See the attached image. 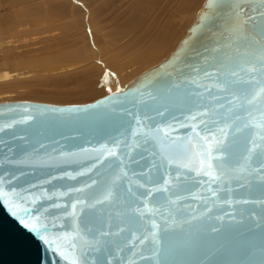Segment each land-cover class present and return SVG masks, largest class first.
<instances>
[{
  "label": "water",
  "instance_id": "obj_1",
  "mask_svg": "<svg viewBox=\"0 0 264 264\" xmlns=\"http://www.w3.org/2000/svg\"><path fill=\"white\" fill-rule=\"evenodd\" d=\"M237 24L239 30L233 31ZM261 30L264 0H209L179 52L125 92L85 106L0 103V180L6 191L19 193L17 203L27 209L19 215L28 220L39 217L48 225L42 232L64 250L69 241L63 237L72 234V204L90 200L89 205H77L78 214L83 209L82 218L108 221L113 233L117 225L125 228L123 233L104 238L107 246L88 257L95 264H264V169L253 157L251 175L231 171L243 163L249 141L259 140L252 127L241 125V130L234 131L240 124L236 116L247 119L245 109L251 106H230L231 93L216 89L211 95H196L204 92L198 83H213L204 78V70L214 72L225 55L234 60L229 68L250 60L259 47L253 38L258 39ZM224 78L222 75L221 80ZM256 87L255 83H238L232 85V92L240 95ZM197 105L216 109L219 124L210 123L209 127L217 139L221 138L220 128L228 133L222 146L230 173L225 182L206 184L208 178L197 174L200 166L195 159L186 169L178 170L173 164L165 173L158 147L131 138L134 117L150 116L147 125L167 126L175 123L173 116L182 118L190 110H198ZM189 131L182 128L173 133L177 138L170 145L173 153L184 150L186 142L179 138ZM114 138L126 141L129 147L121 144V149L137 161L128 166L132 192L125 190V181L116 190L117 199L96 204L93 197H100L105 186L108 161L95 168L92 165L98 150L111 146ZM134 144L138 146L132 151ZM92 180L97 184L84 192L74 191ZM139 184L168 187L167 193L156 192L148 201L156 208L155 216L139 219L133 215L134 208L143 209L144 205L136 198L146 192ZM57 204L61 206L55 207ZM152 221L161 226L155 244L150 235ZM40 234L27 229L0 200V264H68L40 240ZM133 235L149 239L144 244L136 241L133 248Z\"/></svg>",
  "mask_w": 264,
  "mask_h": 264
},
{
  "label": "snow or ice",
  "instance_id": "obj_2",
  "mask_svg": "<svg viewBox=\"0 0 264 264\" xmlns=\"http://www.w3.org/2000/svg\"><path fill=\"white\" fill-rule=\"evenodd\" d=\"M206 19V18H205ZM240 25L237 24L233 31L239 30ZM264 30L258 34V39L253 38V43L259 44L250 55L251 59L246 61L244 65H237L236 67L229 68L230 64L234 63L232 57L225 55L224 60L219 62V68L214 72L204 70V78L206 80L213 81L211 86L201 81L197 84L195 80L191 81L193 84H197V87L203 89V93H197L196 95L203 96L204 93L209 95L212 94L213 89L222 92H230L232 98L228 100L230 106H235L239 104L242 109L245 105L251 106L246 108L247 119L242 118L237 115L236 120L240 121V124L234 129V131L241 130V125L245 128L252 127L256 129L259 140L251 139L249 141L250 146L247 149V154L243 158V163L238 164L237 168L231 169L232 172L241 171L244 174L251 175L254 169L252 168L253 157H256L260 163V168L264 169ZM197 73L200 69H195ZM244 76H249L250 79H244ZM225 78L221 80V76ZM235 78V79H232ZM238 83H255L258 87L248 91L242 92L240 95H236L232 92V85ZM215 100H219V96L212 97ZM224 107V105H220ZM196 111H189L187 115L181 117L173 116V121L175 123H169L167 126H150L145 123V120H151L152 117L145 116L144 118L134 117L135 124L131 129V138L135 142L137 140L142 141L147 144L153 142L157 147L160 154L161 162L164 164L165 173L172 167L173 164L176 165L177 169H186L188 164L195 159L199 164L198 175H203L208 178L205 181L206 184L211 183H222L225 182V178L230 174L229 169L226 167L228 160L225 159L223 155V138L227 137L228 133L224 128H220L221 138L217 139L216 133L211 130L209 124H219L216 117V109L204 107L202 105H197ZM253 109L257 114H254ZM229 110H232L230 108ZM27 111V109H25ZM235 123V121H233ZM10 127V125H9ZM187 128L189 133L185 137L179 139L186 142V147L180 153H173L170 150V145L176 143V137L173 133L177 129ZM3 131V128H0ZM121 144L125 147H129L126 141L119 138H114L111 146L104 145L99 149V155L95 157L96 163L92 165L95 168L98 164L103 165L105 161L107 164V179L105 181V186L100 193V197H93L96 204H104L118 198L117 189L121 187L123 182L125 190L129 193L132 192V180L129 176V164L137 163V161L126 151L121 149ZM132 146V151H135V147ZM197 171L196 169H192ZM133 176L140 175L137 173H132ZM97 181L92 180L90 184L84 186V188H78L74 191L84 192L86 188H90L96 185ZM164 184L167 185L168 181L165 180ZM138 187L145 188L146 192L137 195L138 200H143V209L134 208L133 215L137 218L142 219L145 216H155L156 208L150 207L148 201L155 196L156 192L167 193L169 191L168 187H148L146 184H139ZM215 194V190L209 188ZM231 191L230 189H226ZM135 195V194H134ZM19 198V193L15 191H6L4 187V181L0 180V200H3L4 204L8 207L9 211L13 216L20 219V222L30 231L41 233L40 240H42L49 248L53 250L54 253L58 254L61 258L65 259L68 264H95V262L89 261L88 257L97 251H100L103 247L107 246L109 243L104 238L110 237L114 234L123 233L125 228L117 225V232L113 233L111 231L113 225L108 221H92L84 219L83 209H81L78 214L76 209L78 204L89 205L90 200L85 199L83 201L77 200L72 204V234L69 236L65 234L63 239L68 240V245L61 250V247L56 246V240L49 239L42 230H46L48 225L43 223L39 217H35L31 220L25 219L19 215L20 212H27V209H22L17 203ZM171 203V201L169 200ZM55 207H60L61 205H54ZM55 227V224L52 225ZM63 227V225H61ZM151 228L154 230L150 233L152 242L155 244L156 240L160 236V224L151 222ZM87 237H91L90 239ZM149 239L148 236L140 237L133 235V243L131 247H136V241L140 244H144ZM77 252L79 253L77 255ZM107 264V261H105ZM128 264H134V261H129Z\"/></svg>",
  "mask_w": 264,
  "mask_h": 264
},
{
  "label": "bare ground",
  "instance_id": "obj_3",
  "mask_svg": "<svg viewBox=\"0 0 264 264\" xmlns=\"http://www.w3.org/2000/svg\"><path fill=\"white\" fill-rule=\"evenodd\" d=\"M18 1L11 0L20 3L19 9L23 14L25 0ZM208 2L209 0H51L53 13L71 15L70 22L84 19V16L90 22L101 16L105 18L114 16L116 28L105 33L96 32V36L92 31L91 43L99 49L113 48L114 53H109L110 57H108L113 62L106 63L103 72L94 70L86 73V65L76 66L78 59L83 56L78 49L75 51L70 48L62 51L57 49L45 52L44 55L41 53L30 55L12 50L13 39L5 38L4 41H0V51L9 50V52L3 55L4 63L0 66V89H2L0 103L28 101L57 107L85 106L116 93L125 92L140 78L165 64L179 52ZM118 15H122L118 19L122 18L119 23ZM16 25L11 18L3 23L0 22V28L4 27L7 31L17 30ZM131 32L133 36L125 44L129 46L130 51L126 55L119 48L120 41ZM141 60L146 61L147 66H132L133 62L137 63ZM56 61H62L64 65L55 64L58 63ZM41 62L47 64L40 67ZM90 64L89 66H96L98 63L94 61ZM55 70L61 73V80L54 87V91L43 92L42 87L47 85L43 83L46 79L32 76L53 73ZM78 73L79 76H76ZM100 79L111 84H119L121 88L95 99H87L96 94L95 89L89 88V84ZM21 86L26 87L25 97H21L20 92L14 91L16 87Z\"/></svg>",
  "mask_w": 264,
  "mask_h": 264
},
{
  "label": "rangeland",
  "instance_id": "obj_4",
  "mask_svg": "<svg viewBox=\"0 0 264 264\" xmlns=\"http://www.w3.org/2000/svg\"><path fill=\"white\" fill-rule=\"evenodd\" d=\"M18 4L20 3L11 2V0H0V19L2 20H0V22L3 23V21L10 20L11 18L17 24V30L14 31L4 30V27L0 28V41H4L5 38L6 40L12 38L14 41L12 50L22 51V53L25 52L30 55H37L38 53L44 55L45 52H51L57 49H61V51L67 50L68 48L72 50L74 49L73 51L78 49L83 56L78 59L76 66L86 65V73L93 72L94 70L103 72L105 70L104 65L113 62V60L111 61L108 59V57H110L109 53H114L113 48L110 50L99 49L91 43L93 38L92 31H94V36H96V32L105 33L106 31L116 28L114 25V16L109 18L101 16L98 17L99 19L91 20V22L86 16H84V19L70 22L72 18L71 15L67 16L61 12H57V14L53 13L51 0H25V2H23V6H25V12L23 14H21L22 10L19 9L20 5ZM121 16L122 15H118L117 17L118 23L122 19L120 18V20H118ZM54 36H58L59 38H53ZM132 36V32L126 34L120 41L122 46L120 45L119 48L123 54H128L130 52L129 46L125 44H127V41L132 38ZM63 37L65 39L62 40ZM8 52L9 50L0 51V66L4 63L5 58H3V55ZM94 61L98 64L96 66H89L91 65L90 63ZM56 62L58 63L55 64L64 65L62 61ZM44 64L46 65L47 63L41 62L39 66L43 67L45 66ZM147 64L146 61L141 60L137 63L133 62L132 66H147ZM50 73L51 72H47L43 75L32 76L35 78L43 77V79H46L43 83L47 85H43V92L54 91V87L58 81L61 80V73L58 70ZM76 76H79V73L76 74ZM89 88L95 89L96 91V94L87 98L91 100L98 96L114 92L120 89L121 86L100 79L90 83ZM25 89L26 87L21 86L16 87L14 91L17 93L20 92L21 97H25Z\"/></svg>",
  "mask_w": 264,
  "mask_h": 264
}]
</instances>
